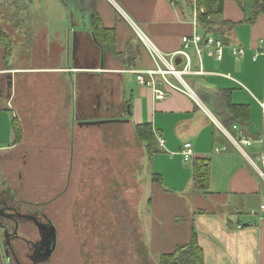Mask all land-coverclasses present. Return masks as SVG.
I'll use <instances>...</instances> for the list:
<instances>
[{"label":"crops","instance_id":"0c3cea01","mask_svg":"<svg viewBox=\"0 0 264 264\" xmlns=\"http://www.w3.org/2000/svg\"><path fill=\"white\" fill-rule=\"evenodd\" d=\"M222 1V13L215 19L234 25L223 30L227 39L221 59L204 51L197 55L190 47V73L181 80L169 74L163 79L156 73L154 86L137 80L140 73L149 81L147 71L159 66L141 35L169 59L182 48L183 36L201 33L194 20L195 9L186 0H51L44 6L47 12L52 7L58 13L69 9L70 14L83 15V22L75 17L69 20L67 40L59 33L50 36L46 29L41 62L47 56V64L44 61L31 69L9 61L10 69L4 70L6 58L0 42V208L9 216L15 209L19 213L20 225L12 244L20 259H24L29 240L41 237L40 225L34 224L26 209L35 207L44 215L42 221L49 220L47 232L56 237V245L64 235L66 221L60 205L64 207L69 183L63 143L59 144L61 151L51 155L55 162L50 163L47 149L31 151L34 146L27 137L33 136L26 126L39 125L45 118L49 124L66 126L71 167L74 125L121 119L126 121L115 122L149 125L156 140L157 150L150 158L146 156L150 169L144 174L138 204L147 253L157 259L173 253L189 242L194 229L203 254L201 264H264V213L261 220L250 214L264 202V183L230 139L234 135L231 123L236 124L252 141L242 148L245 154L255 163L264 154V12L249 22L250 0ZM91 13L115 31L118 55L106 53L97 44L88 21ZM233 47L242 48L243 54L233 55ZM173 64L182 69L186 62L176 55ZM22 73L47 77L54 99L34 108L25 98L26 91L20 94L17 89ZM156 89L163 92L162 97L156 96ZM223 94L247 108L245 122L228 121ZM14 122L20 131L17 140ZM187 142L192 144L193 155L184 163L180 150ZM195 159H206L208 164V185L203 190L192 183ZM0 220L12 232L13 220L8 216ZM3 250L0 237V264H8Z\"/></svg>","mask_w":264,"mask_h":264},{"label":"rangeland","instance_id":"374dc122","mask_svg":"<svg viewBox=\"0 0 264 264\" xmlns=\"http://www.w3.org/2000/svg\"><path fill=\"white\" fill-rule=\"evenodd\" d=\"M49 2L51 0H0V29L6 33L10 52L5 57L4 70L10 69L9 61L21 69H31L44 61L47 64V56L41 62L46 29L50 36L59 33L67 40L69 20L75 17L83 22V15L70 14L69 9L58 13L52 7L47 12L44 6ZM52 43L56 45L58 41L52 40ZM183 78L188 81L189 77ZM17 87L20 94L26 91L25 98L34 108L54 99L52 93L55 92L47 77L22 73ZM38 110L32 111L40 114ZM48 119L39 121L34 127L26 126L33 136L27 138L34 146L32 152L35 148L47 149L50 163L55 162L51 155L61 151L59 144L64 145L65 180L69 183L62 200L64 207L60 205V210L64 208L65 230H62L64 235L57 238V245L56 237L47 238L44 234L41 237L45 236L46 244L30 240L31 250L34 246L40 247L39 251L49 252L43 259L42 253L31 251L24 256L25 260L20 259L22 264H157L158 259L148 256L143 249L138 204L146 181L144 174H148L150 168L135 127L118 122L85 127L74 125L70 167L67 128L49 124ZM34 208L26 209L27 214L36 215L34 221L42 230L49 228V220L42 221ZM12 224L14 230L15 224ZM0 237L4 248L1 231ZM7 260L8 264H17L12 257Z\"/></svg>","mask_w":264,"mask_h":264},{"label":"trees","instance_id":"16d2710c","mask_svg":"<svg viewBox=\"0 0 264 264\" xmlns=\"http://www.w3.org/2000/svg\"><path fill=\"white\" fill-rule=\"evenodd\" d=\"M251 12L248 16V21H253L257 15L264 12V0H250ZM188 6L193 7L196 12V23L200 27V32L203 36L212 35L222 41L223 45L226 42V37L223 30L232 28L229 23L217 21L215 18L222 13V0H186ZM201 8L204 12H201ZM88 21L97 44L108 54H116L115 43L116 34L113 29H108L103 26L100 17L97 13H91L88 16ZM227 27L226 29H223ZM6 33L0 29V42L4 46L5 57L9 52V42L6 41ZM4 57V58H5ZM222 102L225 107L226 117L229 115L228 121L236 120L238 123L247 120L248 111L243 105L233 104L230 98L223 94ZM227 123V122H226ZM232 126V123H231ZM135 133L138 140L142 143L148 158L157 150L156 140L149 125H136ZM14 131L16 140L20 137L19 126L14 122ZM192 183L195 189L203 190L208 185V164L206 159H195L192 163ZM145 254H148L146 247L143 246ZM148 256H150L148 254ZM203 254L196 242V234L194 229L188 243L176 247L173 253L161 254L156 261L157 264H201Z\"/></svg>","mask_w":264,"mask_h":264},{"label":"built area","instance_id":"2783aa9c","mask_svg":"<svg viewBox=\"0 0 264 264\" xmlns=\"http://www.w3.org/2000/svg\"><path fill=\"white\" fill-rule=\"evenodd\" d=\"M194 20L196 23V12H194ZM141 38H145L144 42L146 43V46L154 58V60L159 65L156 70H150L147 71V73L151 76V79L149 81H146L143 79L142 74H137V80L145 85L154 86L155 82L153 79V75L156 73H159L163 79H165V75H173L175 78L180 79L182 78V75L185 73H190V70L188 68L189 66V56L187 50L190 47H193L195 49V52L197 55H200L203 51L206 52L208 55L214 57L216 60H220L222 57V50H223V43L220 39L215 38L212 35H206L203 36L201 33L194 31L191 36H183L182 41V48L176 52L170 55L169 59L168 56L161 53L156 46L151 43L143 34L141 35ZM233 55L241 56L243 54V49L240 47H233L231 49ZM176 55H181L185 59V66L182 69H179L176 67V65L173 64V58ZM173 86V85H172ZM155 94L157 97H162L163 92L156 89ZM232 131L234 132L233 136H230L231 141L233 144L240 150L244 158L248 161V163L252 166L258 177L263 181L264 183V154H261L258 156L259 165L255 163V161L245 154L243 151L244 146H249L252 141L245 136L243 130L236 124H233L231 126ZM182 161L184 163H187L191 160V157L193 155V149L192 144L187 142L183 145V147L180 150ZM264 213V202L261 203L259 206V209L257 211L251 210L250 214L252 215H258L259 220L262 219V214Z\"/></svg>","mask_w":264,"mask_h":264},{"label":"water","instance_id":"95a60500","mask_svg":"<svg viewBox=\"0 0 264 264\" xmlns=\"http://www.w3.org/2000/svg\"><path fill=\"white\" fill-rule=\"evenodd\" d=\"M176 64H178V60L176 61ZM122 122V121H126V120H121V119H109V120H98V121H85V122H81V124L84 125H100V124H104V123H108V122ZM0 215H4L5 217L9 215L4 214V210L2 208H0ZM10 218V217H9ZM16 228H17V223L15 222V228L13 232H10L8 227H6V225H4L3 223H1L0 221V229L2 230V234L4 236V240H5V247L3 248L4 250V255L7 259L10 258V256L14 257V260L17 259L16 257V253L13 249L12 246V242L11 239L14 237V232H16ZM18 261V259H17Z\"/></svg>","mask_w":264,"mask_h":264},{"label":"flooded vegetation","instance_id":"af4514ba","mask_svg":"<svg viewBox=\"0 0 264 264\" xmlns=\"http://www.w3.org/2000/svg\"><path fill=\"white\" fill-rule=\"evenodd\" d=\"M39 213V215H40V217H42V219L44 218V215L43 214H40V212H38ZM18 215V216H17ZM28 216H30L29 214H28ZM1 217H5L4 215H0V218ZM10 218H11V220H13V223L15 224V222L17 223V228H19V225H20V223H19V213H18V211L15 209L14 210V214L11 216H9ZM35 217H36V215L34 214V216H30V218H33V219H35ZM1 221V220H0ZM2 223V222H1ZM35 225H37V223H34ZM12 226H14V225H12ZM41 227V226H40ZM16 228V229H17ZM14 230H12V232H13ZM48 231V229L46 230V229H44V230H42L41 229V235L42 234H44V235H46L47 236V238L48 237H51L52 236V233H51V231H49V232H47ZM42 232H44V233H42ZM11 242H12V239H11ZM32 242V241H31ZM30 242V240H29V242L27 243V245H28V247H27V251L25 252V255L26 254H28V253H30L31 251L34 253V250L35 251H37V252H39V253H42V255H41V258H45V256H46V254H47V252H49V251H47V252H44V250H42V251H39L37 248H40V247H35L34 248V246H33V249L31 250L30 249V246H29V244L31 243ZM38 242H40V243H45L46 244V241H45V236H42V237H39L38 239H33V243H38ZM48 242V241H47ZM12 246H13V249H14V251H15V253H16V257H17V259H18V261H17V259H15V262L17 263V264H22V262H21V260H20V257H19V254L17 253V251H16V249H15V247H14V243L12 244ZM44 249V248H43ZM24 255V256H25ZM10 257H12V256H10ZM13 259H14V257H12ZM37 264H44V263H41V262H38Z\"/></svg>","mask_w":264,"mask_h":264}]
</instances>
